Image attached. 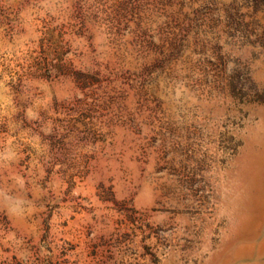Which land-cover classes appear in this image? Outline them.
Listing matches in <instances>:
<instances>
[{
  "label": "rangeland",
  "instance_id": "1",
  "mask_svg": "<svg viewBox=\"0 0 264 264\" xmlns=\"http://www.w3.org/2000/svg\"><path fill=\"white\" fill-rule=\"evenodd\" d=\"M263 136L264 0H0V264H264Z\"/></svg>",
  "mask_w": 264,
  "mask_h": 264
},
{
  "label": "bare ground",
  "instance_id": "2",
  "mask_svg": "<svg viewBox=\"0 0 264 264\" xmlns=\"http://www.w3.org/2000/svg\"><path fill=\"white\" fill-rule=\"evenodd\" d=\"M257 148H249L247 153V167L244 175L250 179L244 188V197L237 201L243 218L249 216V212L259 206L264 212V136L256 141Z\"/></svg>",
  "mask_w": 264,
  "mask_h": 264
}]
</instances>
